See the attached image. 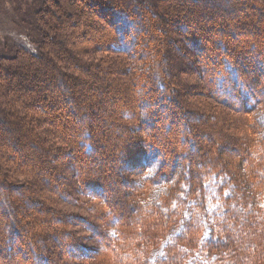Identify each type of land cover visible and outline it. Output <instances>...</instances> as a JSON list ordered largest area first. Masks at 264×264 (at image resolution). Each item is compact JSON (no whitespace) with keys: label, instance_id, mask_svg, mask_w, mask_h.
<instances>
[{"label":"trees","instance_id":"trees-1","mask_svg":"<svg viewBox=\"0 0 264 264\" xmlns=\"http://www.w3.org/2000/svg\"><path fill=\"white\" fill-rule=\"evenodd\" d=\"M63 1L64 16L53 15L51 0H43L40 8L25 20L36 50L13 46L15 49L13 51L15 54L12 55L13 61L23 62L24 57V62H28L29 59L34 60L29 62L35 63V67H30V71L27 72L28 79L17 77L19 74L16 70V62L4 68L0 62V112L7 117V119L5 116L0 117L2 118L0 148L4 151L0 154L9 156L18 151L20 157L17 165L20 167L21 165L25 167L26 161L30 159V156L22 151L26 141L21 140L19 135L8 136L7 131L10 129L2 126L4 119L8 123L13 119L12 126L22 124L21 127H26L27 124L37 128V136L30 141V144L32 148L36 146L40 150L42 148V151L36 150L37 153H34L36 158L34 173L40 175L45 173V176L42 175L43 181L48 186L53 183L58 186L61 175H56L57 167L49 162L57 157L53 154H51L53 158L48 155L52 147L51 139L58 137L65 143L71 142L77 159L76 177L83 189L81 193L92 199L90 209L100 220L95 226L89 222L85 223L87 227L93 229L101 249L99 252L104 256L101 259L102 263L264 264V79L262 82L258 81L257 75L252 76L246 72L248 68L256 69L255 66H262L264 69V40L258 38L264 35L261 29L264 20L260 25L250 24L249 27L242 21L230 24L229 27H232L233 31H228V34H235L242 29L248 33V36L250 35L245 48L236 49L234 44L231 45L232 41L224 46L220 41L218 43L224 50L222 54L225 53L227 56L219 54L209 45L207 54L203 57L204 67L211 72L207 89L219 102L230 104L231 108L241 116L247 114V118L243 120V128L249 131L251 137L243 144H236L241 158L237 164L238 169L244 172L242 178L227 164H220L222 166L217 167L216 161L220 157L215 160L210 156L209 162L205 160V165L201 164L198 158L183 163V158L180 157L189 152L188 149L184 150L176 139L179 137L181 141L189 138V142L195 146L193 151L197 152V149L205 147V140L208 141L207 138L202 139L200 133L198 140L191 138L186 133V129L182 134L180 133L182 131H178V136L171 139H166L164 134L157 133H155L156 137L148 134L150 135L148 139L141 136L137 138L134 135L136 132L134 127L140 130L143 124L142 114L148 115L147 111H142L146 110L145 106L150 104L157 108L160 107L158 106L160 101L166 98L173 99L164 93L157 95L159 89L166 91L168 86L164 81L156 82L157 77L154 76L155 58H159L163 51L169 53L167 46L161 41L162 38L169 37L173 33L171 28L173 22L168 18L171 13L170 4L162 7L153 3L150 7L151 3L148 5L146 2L148 0ZM201 1L203 3L207 0ZM227 2L231 1L227 0ZM238 2L243 4L247 0ZM156 7L161 9L158 15L162 21L159 20V23L155 20ZM239 8L235 7L236 10H241ZM143 10L144 13L153 12L152 14L149 12L147 25L139 24L140 19L143 18L141 13ZM236 10L230 9V11ZM187 11H191L192 14V9ZM74 14L75 18H71ZM262 16L264 17V13ZM204 17L205 10L201 18L205 20ZM178 18L176 14V24L183 22L182 17L181 21L177 20ZM184 18L188 23L198 25L197 21L193 22V17L188 19V15H184ZM127 20L137 21L139 27H144L145 37L142 38L141 35L137 37V33L134 32L131 33L130 40L126 41ZM214 24L215 22L210 25L211 30L217 28ZM93 26L107 28L109 31L103 36L97 33L94 37L97 40L93 45H89L91 43L86 39L89 36V29ZM68 27L72 30L76 29V37L68 31ZM218 29L221 35L223 30ZM202 32L205 31L201 27V34ZM214 34L215 32L209 34L211 37L213 35V41L217 38ZM202 39L205 40V37ZM171 41L173 42L172 39ZM141 44L151 46L150 50L142 49L143 51L140 52L137 46ZM174 45L175 43L171 47ZM104 49L109 52L108 54L131 55L129 60L133 59L132 54L137 51L143 63L151 60L152 64L149 62L145 75L142 76L141 73L138 81H134L136 78L131 76V83L126 84L121 79L127 76L120 70L122 58L109 56L107 62L110 66L96 63L99 61L96 59L97 51ZM247 50L251 54L255 53L253 59H248ZM157 61L159 63L158 59ZM156 70L159 71V68ZM251 78L261 83L253 82ZM120 91L122 94L130 91L133 95L131 98L127 96L125 100L122 99L121 104L112 102L107 97ZM94 93L98 97L96 101L91 99ZM76 106L79 107L80 112L74 117ZM154 111L153 116L146 120L149 127H153L161 120L158 117V120L154 121V116L160 114L157 109ZM110 113H116L115 121L108 120L107 116ZM186 124L187 129H190L188 122ZM156 128L160 132L163 131L162 126ZM110 140L112 142L108 144ZM93 146L99 148V158L84 157L85 152V155L92 152ZM248 155L250 158H246ZM108 157L110 159L107 163L111 161L118 164H121L125 158H130L126 162L133 166V170L124 168L120 171L131 170L139 177L131 179L121 171V176L124 178L121 183L129 184L132 192L123 195L120 182L113 178L114 175L110 177L111 181L107 186H103L108 181V177H104L105 173L101 174L105 169L96 167L94 163L96 159L105 162ZM180 159L182 163L178 164ZM169 166L170 170H168ZM198 167L200 171H195ZM7 174L6 172L3 176L6 178ZM124 176L128 179L125 180ZM2 184L5 183L2 181ZM26 201L32 209L24 210L25 218H29L32 222L38 221L37 232L41 233L43 228L49 230V226L53 228L57 225L52 233L57 234L58 241H65L66 254L70 259L74 258L73 255L76 258L81 247L73 237H69V232L64 229L66 224L55 214L51 217L45 216L46 218L37 217L42 209L39 207L41 203H32L28 199ZM20 204L23 208V201H20ZM5 206L9 208L8 204ZM0 207L4 210V206ZM0 218H2L0 224L5 225L6 217L3 219L0 215ZM9 227L11 226L2 227L4 234ZM12 227V230L17 228L13 225ZM112 233L116 235L113 236ZM31 235V244L34 242L36 246L33 244L26 251L30 256L35 255L33 262L29 260L19 264H53L44 255L46 250L40 244V234H33L31 231ZM10 240L0 234L2 255L5 250L1 243H9ZM24 251L25 249H20L19 252Z\"/></svg>","mask_w":264,"mask_h":264},{"label":"rangeland","instance_id":"rangeland-1","mask_svg":"<svg viewBox=\"0 0 264 264\" xmlns=\"http://www.w3.org/2000/svg\"><path fill=\"white\" fill-rule=\"evenodd\" d=\"M42 1L43 0H0V55L2 56L0 62L3 65V68L7 65H10V63L16 62V70L19 74L17 77L22 76L28 79L29 73L27 72L30 71V67H35V63H29L32 61L34 62V60L29 59L28 62H24V57L22 59L23 62L18 63L17 61H13L14 59L12 55L15 54L13 52L15 50V45L17 47L24 46V48L36 50V46L31 41L32 39L30 37L29 29L26 25L25 20H27L30 14L36 11V9L40 8L41 4L43 3ZM230 1L231 2H227V0H215L211 2L210 0H207L203 3H201V0L196 2L195 0L146 1L148 5L151 3L149 5L150 7H152L153 3L159 4L162 7L168 6L170 4L171 7V13L168 15V18L173 22L171 27L173 33L169 37L162 38L161 41L164 46H167L169 53L166 54L165 51H163L159 58H155L154 76L157 77L155 78L156 82L164 81L167 84L169 90L162 91L161 89H159L157 95L160 96L164 93V95L170 96L173 99L169 100L168 98H166L160 101L158 105L160 107L157 108H154V106L150 104L149 106H145L146 110L142 111H147L148 115L145 116V113L142 114L144 120L143 124L140 130L134 127L136 131L134 135L137 138L138 136H141L148 139L150 138V135L152 137H156L155 133H157L158 135L164 134L166 139H171L174 136H178V131H182L180 132L182 134L186 129V133L188 132L187 134L191 138L198 140L200 133V137H202V139L207 138L208 141L205 140L206 145L203 143L205 147L202 149H197V152L193 151V148L195 146L193 145V143L189 142V138L187 140L182 139L181 141V138L179 137L176 139L177 143H180L184 150L188 149L189 152V154L187 153L183 155V157H180L183 158V163H186L188 160L190 161V159L198 158L199 160H201V164L205 165V160L208 161V158H210V156L211 158H215V160L220 157V159L216 161L217 167L227 164V166L231 170L237 172L239 176L241 175L242 178H244V172L241 171V169H238L237 165L238 162H240L241 158L239 157V153L237 152V149L239 147H237L236 144H243L251 137L249 131L246 128H243V120L244 118H247V114H243L241 116V114L235 111V109L231 108L230 104L219 102L207 89V82L211 72L209 71V69L204 67L205 65H203V57L205 56V54H207V48L209 45L211 46V49L217 51L219 54H222L224 50H222L223 47H221L219 45L220 43H218L220 41L223 42L222 44H224V46L228 45L229 41H232L231 45L234 44V47H236V49L245 48L246 43H248L250 40V35L248 36V33H246V31L242 29L235 34L232 33V35H230V33L228 34V31L233 30L232 27L229 26L230 24L235 23V21L236 23L238 21H242L243 23H246V26L248 27L250 24L260 25V22L264 20V17L262 16V13H264V3H262V0H247V2H243V4L238 2L240 0ZM51 3L53 9L51 10L52 14H56V16H64V14H62V9L65 2L63 0H51ZM235 7H240L239 9L241 10H236ZM188 9H192V14L191 11H187ZM203 9L205 10V17L207 18L206 19L204 17L205 20L201 18V16L204 15ZM230 9L236 11H230ZM154 10L155 12H157V19L155 20H157V23H159V20L162 21V18L160 19L159 17V10L161 9H158L156 7V9ZM149 12L144 13V10L141 11V13L143 14V18L142 20L140 19V25L148 24L147 17L151 13ZM161 14L164 13L161 12ZM176 14L179 17L177 20L180 19L181 21L182 17V24L175 23ZM184 15H188V19H191L193 17V22L197 21L198 23L196 24L198 25H193L192 22L188 23V20L186 21V18L183 19ZM64 18L66 19V17ZM71 18H75V14L74 16H71ZM163 19L165 20V17H163ZM127 21L128 24L126 25V30L128 31V34L127 36H125V38L127 39L126 41L130 40L129 38L131 37V33L134 32L137 33V37L140 35V37L142 38L145 37L143 36L145 31L144 27H139L137 21ZM214 22V25H216L217 28L214 27L211 30L210 25H213ZM103 25L105 24L103 23ZM201 27L205 31L204 33L202 32V34ZM218 28H221L223 30V33H221V35L220 33H218ZM67 29L68 31L72 32L73 37L77 36L76 29L72 30L71 27H68ZM261 29L264 31V22ZM175 30L177 32H174ZM108 31L109 29L107 28L93 26L91 27V29H89V36L86 40L88 41V43H91L89 45H93L97 40L94 38L95 36H97V33H99L100 36H103V34H106ZM209 31L215 32L214 35L217 36V38H215V41H213V35L212 37L211 35H209ZM202 35H204L205 40L202 39L204 38L202 37ZM90 37H92V39ZM258 38L264 40V35L258 36ZM171 39L173 40V42L171 41ZM261 41H259V43H263ZM170 43H175V45L171 47L172 44L170 45ZM137 47L139 51L142 52V49L150 50L151 46H145V44H141ZM137 47L135 45L136 50ZM173 47L174 51H172ZM97 53L96 59L99 61L94 62L101 63L103 66H110L107 62V58H109V56L114 55L115 57L122 58V64L120 63L121 65L119 66L120 70L124 71V73H126L127 75L126 77L121 78L126 84L131 83V76L132 78H136L134 79V81L139 80V75L141 73L142 76H144L146 70L148 69L149 62L151 63V60L143 63L141 57L137 55V51H135L134 55L132 54L133 59L130 60L129 57H131V55L127 54V56H124L123 54H108L109 52L105 49L102 51H97ZM224 56L227 55L225 54ZM254 56L255 53L251 54V52H248L247 57L249 60L253 59ZM100 58L103 59L100 60ZM157 59L159 60V63ZM255 67L256 69L248 68V71L246 70V72L252 74V76L257 75L256 79L262 82L264 79V69L262 68V66ZM158 68L159 71L156 70ZM249 69H251V71H249ZM170 72L173 73L172 76ZM248 73H246V75H248L249 77ZM108 79L111 80L109 77ZM258 81L253 79V82ZM112 87H114L113 84ZM121 92L122 91L116 94L107 95V97L112 100V102L120 103L122 99L125 100L127 96L131 98L133 95L130 91H126L124 94H122ZM116 97L118 99H116ZM91 99L97 100V94H92ZM103 99L105 101V97ZM78 109L79 107L76 106V110L73 112L74 117H77V115L79 114L80 111ZM156 109L160 112V114L157 112L159 115L154 116V121H157L158 117L161 118V120L157 122L153 127H149V125L146 123V120L153 116L152 114L153 112L155 113L154 110ZM142 111L141 113H143ZM40 114L43 113L40 112ZM1 116L4 117L5 115L0 112V117ZM115 117L116 113H110L107 116L109 121H115V119H117ZM184 120L188 122V124L190 125V129H187V124L186 122H184ZM12 123L13 119L9 120V123L4 119V123L2 124V126L4 125L5 127L10 129V131H7L8 136L18 137L19 135L21 140L26 141V144L23 145L24 148L22 151L28 154L30 156V159L26 161L27 165L25 167H23L24 165H21L20 167L17 165V161L20 157L18 151L15 154H9V156L0 154V206H4V210L3 207H0V215L3 216V219L4 217H6L5 221L7 222L6 223L3 220L5 225L0 224V234L5 236L6 239H11L9 243H1L3 244L5 251L3 252V255L0 251V264H19L29 262V260L33 262L35 255L31 254L30 256V254L26 251L33 244L35 245L34 242L33 244H31V231L33 232V234H40V244L43 245L42 248L44 247V250L47 251H45L44 255H46L51 260V263L53 262V264H69L71 263V261V264H105L101 261L103 253L99 252L101 249L94 236L93 229L87 227V224L85 223L89 222L91 225L95 226V224L98 225L100 223V220L97 218L98 216L95 215L90 209V203L92 199L84 196L81 193L83 189L80 187V182L76 177L77 159L74 156L71 142L70 144L65 143L58 137L51 139L52 147L48 155L50 156L51 154H53L57 157H54L53 161L50 160L49 162H52V164H55V166L57 167L56 175H61V181L58 182L60 183L58 186H56L55 183L49 184L50 186H48L47 183L43 181V176H45V173H41V175L38 173H34V166H36L34 164V161L36 159L34 157V153H37L36 150L38 152L42 151V148L41 150L40 148H37L38 146L32 148V145L30 144V141L32 139H35V137L37 136V128L30 125L27 126V124H25L26 127H21L22 124L18 126H12ZM130 123L131 122H129V124ZM156 126H162L163 131L160 132L159 130H157ZM75 129H77V126H75ZM143 130L146 132H144ZM205 134H207V136ZM118 139L120 138L118 137ZM111 142V140L108 141V144H110ZM83 149L85 148H82V150ZM126 151L127 150H125V152ZM0 152H4L2 151V148H0ZM85 153L84 157H87L89 159L97 157L99 158L100 150L97 146H93L92 152L89 153V155H85ZM127 154H129V152H127ZM53 155H51V157ZM247 157L250 158L249 155L246 156V158ZM109 159L110 157H108L105 162H103L102 160L100 162L98 161L99 159H96V162L94 163L96 167L105 169L102 170L104 172H101V174L103 175L105 173L104 177H108V181L103 186H107V184L111 181L110 177L114 175L113 178L120 182L119 186H121L120 188L123 195L127 194L128 192H132L129 184L121 183L124 178L123 176H121L122 170L120 171V169L124 168H130L131 170H133V166L126 162V160L130 158H125V160H122L121 164L111 161L107 163ZM182 160L180 159L178 161V164H181ZM131 170L122 172L124 173V175L130 177L131 179L139 178L138 176H136V172H133ZM168 170H170V166L168 167ZM197 170L200 171V168L198 167L195 169V171ZM2 172L4 174H6V172L8 173L6 178L3 176L4 174H2ZM126 176H124L125 180L128 179ZM2 181L5 184H2ZM55 187L57 189H55ZM5 198L7 200H5ZM26 199H28L29 202L31 201L32 203H41V205L38 206L42 209H40L41 211H39V215H37V217H51L52 214H55L57 218H60V220L66 224L64 229L69 232V237H73L77 241V245L81 247L76 255V258L75 255H73L74 258L70 259V256L66 254L67 244L64 243L65 241L61 240L63 241V243L61 241H58V238L56 237L57 234L52 233L54 232L53 229L55 227H58L57 225L53 226V228H50L49 226V230L43 228V231L39 233L37 232L36 227L39 225L38 221L32 222V220H30L29 218H25L24 210L26 209V211H28L31 208ZM20 201H23L24 209L20 207ZM7 204L9 208L5 206ZM102 209L104 208L102 207ZM1 219L2 218H0V221ZM6 225H10L11 227H9L8 230H5L4 234V229L2 227ZM12 225L15 228L17 227V231L16 229L12 230ZM10 230L12 233L10 232ZM20 249H25V251L19 252ZM38 251L41 252L40 250ZM43 257L45 258V256Z\"/></svg>","mask_w":264,"mask_h":264},{"label":"snow or ice","instance_id":"snow-or-ice-1","mask_svg":"<svg viewBox=\"0 0 264 264\" xmlns=\"http://www.w3.org/2000/svg\"><path fill=\"white\" fill-rule=\"evenodd\" d=\"M111 235L115 236L116 234L115 233H112Z\"/></svg>","mask_w":264,"mask_h":264},{"label":"bare ground","instance_id":"bare-ground-1","mask_svg":"<svg viewBox=\"0 0 264 264\" xmlns=\"http://www.w3.org/2000/svg\"><path fill=\"white\" fill-rule=\"evenodd\" d=\"M184 130V129H183ZM188 133V132H187ZM197 157V156H196Z\"/></svg>","mask_w":264,"mask_h":264}]
</instances>
